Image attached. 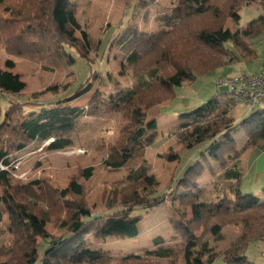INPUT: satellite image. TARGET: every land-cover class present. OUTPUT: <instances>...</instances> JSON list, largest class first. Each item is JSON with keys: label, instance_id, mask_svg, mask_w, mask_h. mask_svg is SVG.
Listing matches in <instances>:
<instances>
[{"label": "trees", "instance_id": "trees-1", "mask_svg": "<svg viewBox=\"0 0 264 264\" xmlns=\"http://www.w3.org/2000/svg\"><path fill=\"white\" fill-rule=\"evenodd\" d=\"M253 2L255 0H176L169 14L159 18L165 26L153 33L139 32L128 21L110 45L114 43L122 51V68L130 69L134 84L123 89L115 83L112 94L106 98L97 97V102L89 107L69 104L89 92L90 80L67 98L48 105L10 102L3 115L0 114V223L7 220L12 243L2 250L6 260L0 264H152L153 260L178 257L182 264H214L219 259L223 264H253L245 253L250 244L264 240V200L251 194L242 195L235 187L231 188L233 202L221 199L205 203L189 191L181 192L177 202L184 211L190 210L191 218L187 220L183 213L174 223V231L185 237L180 244L160 247L163 240L155 238L153 245L158 247L155 250L114 256L102 249H91L86 237L92 235L97 240L136 238L141 218L131 216L133 210L125 208L120 216L91 217L82 200L83 184L71 180L66 188L54 194V206L69 197L75 207L69 208L58 225L64 234L53 237L45 232L50 216L40 211L36 203L35 191L46 186L39 180L15 186L10 178L15 155L36 143H48L49 151L72 147L73 131L88 117L122 114L128 118L130 123L118 148L122 161L116 166L124 167L141 157L144 144L149 140L146 133L156 129L154 121H145L148 109L170 102L174 89L186 82L241 59L255 57L249 41L264 34V16L251 21L246 28L231 31L226 26L229 20L238 23L240 12ZM257 3L264 10V0ZM75 32H79L86 47L88 36L80 30L69 0H0V46L9 56L42 61L43 69L48 72L59 68L71 70L76 60L70 50L79 52ZM79 56L85 59L80 52ZM5 67L12 69L13 62L6 61ZM218 80L222 79L218 76L216 85ZM24 88L18 75L0 68V100L17 96ZM41 94L33 93L31 98L36 100ZM227 100L232 101L228 97ZM251 112L238 126L249 127L256 118L257 124L253 126L259 132L256 140L247 141L243 150L258 148L264 151V146H256V142L264 141V108ZM228 113V104L220 108L214 98L189 114L181 115L185 122L179 124V128L185 131L180 140L183 148L191 149L208 142L200 155L206 153L213 161L226 159L231 163L223 179L233 183L239 181L241 173L238 150L231 137L237 125L228 118ZM177 157L172 155L169 159L174 161ZM92 171L90 167L84 169L81 177L88 180ZM191 171L194 166L186 169L179 180L190 188L195 184L189 177ZM146 173V168H139L131 176L132 184L144 189L154 185L153 177ZM150 201L144 207L160 205L163 196ZM137 205L143 203L133 204ZM223 225H237L240 230L219 255L212 252L208 239L220 241ZM199 231L201 235L197 234ZM37 237L47 242L41 254Z\"/></svg>", "mask_w": 264, "mask_h": 264}, {"label": "rangeland", "instance_id": "rangeland-1", "mask_svg": "<svg viewBox=\"0 0 264 264\" xmlns=\"http://www.w3.org/2000/svg\"><path fill=\"white\" fill-rule=\"evenodd\" d=\"M255 0L249 7L240 12L238 23L228 21L226 26L233 31L236 28H246L247 25L260 16L264 10ZM74 10L76 22L81 31L88 36L86 47L79 32L74 33L79 52L70 50L76 62L70 69L59 68L48 72L43 69L44 62L24 57H12L6 54L0 46V68L19 76L25 84L24 90L14 97L0 100V114L9 106L10 102H32L48 105L70 96L81 84L88 80L89 92L71 102L69 106L85 108L97 102V97L106 98L114 92L115 83L121 88H130L135 81L130 69L122 68L123 53L113 43L118 32L130 21L139 32L153 33L165 26L163 15L169 14L176 4V0H69ZM127 28V27H126ZM255 51L252 60L225 66L212 74L197 77L193 82H186L174 89V98L150 108L146 111V120L154 121L156 129L146 133L148 142L141 157L130 161L124 167H117L122 161V152L118 150L122 138L125 137L129 126V119L122 114L88 117L82 119L73 131V146L63 151L47 150L48 143L34 144L32 147L15 155L10 178L13 185L23 186L31 181L39 180L46 187L35 191L37 208L47 212L50 221L45 226V232L53 237H60L64 231L58 226L74 203L69 197L59 200L54 206V194L67 187L71 180H77L84 186L82 200L90 210L91 217L122 215L126 208L131 216H140L138 236L134 239L106 238L97 240L92 235L86 237L91 249H102L112 255L139 253L142 250H155V238H161L160 247H170L180 244L184 236L174 231V223L185 218H191L190 210L180 207L177 196L181 192L189 191L197 195L200 201L215 203L221 199L235 201L231 188L235 183L223 179V173L230 167L226 159L213 161L204 152L208 142L199 144L191 149L183 148L180 142L185 131L179 124L185 122L181 115L189 114L202 104L216 99L219 107L228 104V118L237 125L231 134L238 150V158L246 151L243 150L247 141H255L258 129L256 118L252 125L240 128L239 123L248 118L252 112L246 107L226 97V89L216 85L217 77L224 80L238 75L258 74L264 65V34L249 41ZM230 45H226L229 47ZM6 61L13 62L12 69H6ZM91 73V74H90ZM90 74V75H89ZM92 77V78H91ZM91 78V79H90ZM42 92L36 100L31 98L33 93ZM264 108L259 106L256 109ZM29 109V108H27ZM255 128V129H254ZM257 147L264 146V141L256 142ZM258 149V148H257ZM178 156L170 161V156ZM194 166L189 177L195 182L190 188L180 183L186 169ZM92 168V175L88 180L81 177L86 168ZM144 167L147 175L152 176L154 185L144 189L131 182V176L139 168ZM198 173V174H196ZM258 183L257 187L264 183ZM242 195L246 190L241 188ZM132 192H135L132 195ZM249 193V192H248ZM260 193L262 191L260 190ZM251 194V193H250ZM253 195V194H251ZM163 196V202L153 208L144 207L152 198ZM255 196V195H253ZM141 202L143 205L133 206ZM126 205V206H125ZM6 219L0 223V263L6 260L2 250H6L12 243V237L7 231ZM240 227L237 225H223L222 239L215 242L209 237V247L215 254H221L228 244L238 235ZM202 231L197 233L201 235ZM38 251L41 254L47 242L37 237ZM264 240L250 244L245 255L253 264H264L261 252H264ZM41 256V255H40ZM152 264H182L181 258L153 260ZM214 264H223L220 259Z\"/></svg>", "mask_w": 264, "mask_h": 264}, {"label": "built area", "instance_id": "built-area-1", "mask_svg": "<svg viewBox=\"0 0 264 264\" xmlns=\"http://www.w3.org/2000/svg\"><path fill=\"white\" fill-rule=\"evenodd\" d=\"M217 85L226 89V96L232 101L246 107L249 111L264 105V65L258 74L240 73L224 80ZM264 258V252H261Z\"/></svg>", "mask_w": 264, "mask_h": 264}, {"label": "crops", "instance_id": "crops-1", "mask_svg": "<svg viewBox=\"0 0 264 264\" xmlns=\"http://www.w3.org/2000/svg\"><path fill=\"white\" fill-rule=\"evenodd\" d=\"M238 160L240 162L241 178L239 181L233 182L236 189L242 194L240 190L243 188L247 192L245 194L251 193L255 197L264 200V185L260 186L261 189H259V186L257 187L258 183H264V151L257 148L247 149ZM260 190L263 194L260 193Z\"/></svg>", "mask_w": 264, "mask_h": 264}]
</instances>
